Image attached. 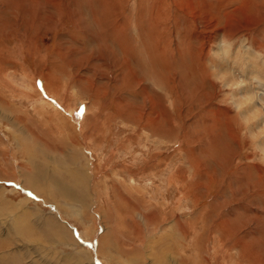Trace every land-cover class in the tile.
Wrapping results in <instances>:
<instances>
[{
    "label": "rangeland",
    "instance_id": "1",
    "mask_svg": "<svg viewBox=\"0 0 264 264\" xmlns=\"http://www.w3.org/2000/svg\"><path fill=\"white\" fill-rule=\"evenodd\" d=\"M0 264H264V0H0Z\"/></svg>",
    "mask_w": 264,
    "mask_h": 264
}]
</instances>
